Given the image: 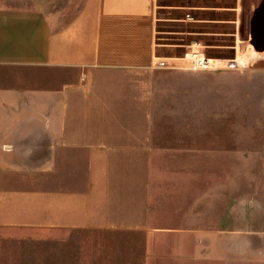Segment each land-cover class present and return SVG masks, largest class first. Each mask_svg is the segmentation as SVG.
I'll return each instance as SVG.
<instances>
[{
  "label": "crops",
  "instance_id": "0c3cea01",
  "mask_svg": "<svg viewBox=\"0 0 264 264\" xmlns=\"http://www.w3.org/2000/svg\"><path fill=\"white\" fill-rule=\"evenodd\" d=\"M157 2L83 0L57 26L41 5H0V234L146 230L149 156L159 146L147 128L148 81L158 65L178 64L156 57ZM235 2L250 44L253 23L264 25V0ZM252 57L264 66L249 51L242 59ZM258 199L226 208L227 219L259 213V225L217 232L225 243L214 246L227 264H264ZM237 237L240 244H229Z\"/></svg>",
  "mask_w": 264,
  "mask_h": 264
},
{
  "label": "rangeland",
  "instance_id": "374dc122",
  "mask_svg": "<svg viewBox=\"0 0 264 264\" xmlns=\"http://www.w3.org/2000/svg\"><path fill=\"white\" fill-rule=\"evenodd\" d=\"M235 1L157 2L156 57L183 58L199 42L206 57L236 63L193 70L182 68L186 64L180 59V66L153 68L147 128L159 146L149 156L152 192L143 228L149 231L0 234V264H227L217 255L216 244L225 243L217 232L259 225V213H245V218L234 213L237 217L227 219L226 208L248 200L257 206L258 198L264 199V66L257 57L242 59L248 51L264 53H255L242 38ZM82 2L0 0V5H41L57 26ZM228 242L236 245L242 239ZM228 264L257 263L236 259Z\"/></svg>",
  "mask_w": 264,
  "mask_h": 264
},
{
  "label": "built area",
  "instance_id": "2783aa9c",
  "mask_svg": "<svg viewBox=\"0 0 264 264\" xmlns=\"http://www.w3.org/2000/svg\"><path fill=\"white\" fill-rule=\"evenodd\" d=\"M185 61L186 66L182 68H189L193 70H208L215 68H231L235 66V61L227 62L226 64L218 63L215 59L206 57L202 45L199 42H193L190 49L185 53L183 58H178ZM180 66L178 64H174Z\"/></svg>",
  "mask_w": 264,
  "mask_h": 264
},
{
  "label": "water",
  "instance_id": "95a60500",
  "mask_svg": "<svg viewBox=\"0 0 264 264\" xmlns=\"http://www.w3.org/2000/svg\"><path fill=\"white\" fill-rule=\"evenodd\" d=\"M258 15L261 14V17L264 22V5H262V8L260 11L257 13ZM250 37L251 41L250 43L254 46L255 49L257 50H264V25L261 24L258 26L253 23L250 31Z\"/></svg>",
  "mask_w": 264,
  "mask_h": 264
},
{
  "label": "bare ground",
  "instance_id": "6f19581e",
  "mask_svg": "<svg viewBox=\"0 0 264 264\" xmlns=\"http://www.w3.org/2000/svg\"><path fill=\"white\" fill-rule=\"evenodd\" d=\"M250 48H251V46H250ZM240 59V58H239Z\"/></svg>",
  "mask_w": 264,
  "mask_h": 264
}]
</instances>
